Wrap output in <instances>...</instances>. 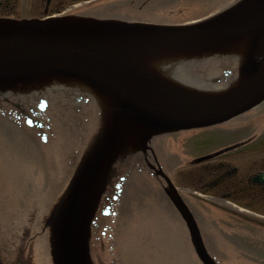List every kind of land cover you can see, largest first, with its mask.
<instances>
[{
	"label": "water",
	"instance_id": "obj_1",
	"mask_svg": "<svg viewBox=\"0 0 264 264\" xmlns=\"http://www.w3.org/2000/svg\"><path fill=\"white\" fill-rule=\"evenodd\" d=\"M219 51L241 59L239 79L219 93L189 90L151 65L164 55ZM211 54L215 58L217 53ZM193 62L184 73L191 82L233 76L236 70L220 62L202 77L198 70L205 61ZM52 80L86 87L103 114L101 134L53 220L56 264H91L89 224L100 180L125 147L145 150L155 134L222 122L264 99V0H240L204 20L173 26L69 17L0 18V90L18 84L38 87ZM95 115L94 106L93 121ZM98 129L95 121L93 133ZM157 173L168 184L166 192L189 229L198 258L215 264L192 214L164 173Z\"/></svg>",
	"mask_w": 264,
	"mask_h": 264
},
{
	"label": "rangeland",
	"instance_id": "obj_2",
	"mask_svg": "<svg viewBox=\"0 0 264 264\" xmlns=\"http://www.w3.org/2000/svg\"><path fill=\"white\" fill-rule=\"evenodd\" d=\"M211 1L175 0L163 4L162 7H168L165 10L158 3L138 11L153 19L184 22L219 10L234 0H215V6L211 5ZM38 91L22 96L26 98L21 100L23 110L15 109L6 101L0 102L1 260L23 245L27 226H20L27 223L26 219L30 220V212L35 214V218H31L35 226H38L36 223L39 219L40 222L44 221L52 201L64 190L68 180L66 176H69L71 167L75 165L80 148L86 146L87 150L97 134L93 133L94 105L88 94L56 83ZM41 100L45 104L44 108L39 109ZM27 106L35 108L36 114L27 111ZM27 119L30 124H27ZM228 132L211 128L191 135L184 133L179 137L182 136L184 147L190 152H182L181 142L164 151L165 154L175 153L170 162L177 159L173 165L178 166L171 168L174 182L187 197L192 194L199 199L188 197L190 201L192 199L204 237L214 254L221 261L227 257L234 260L229 256L231 253L241 254L244 258L252 255L253 261L264 264V233L260 232L264 227L244 220L251 218L247 216H252L250 213H256L260 214L256 219L264 222L261 217L264 216V206L255 207L256 211L253 212L241 213L235 205L230 206L226 199L194 190L198 183L193 182L189 175L187 163L195 151H206L212 146L224 144V141L231 138ZM182 166V169H178ZM32 174L39 177H32ZM139 175V170L133 168L129 172L130 177L125 178L127 198L119 202L118 208L116 203L114 208L118 211L117 217L99 215L93 242L99 239L94 243V253L97 256L103 255L104 261L110 259L119 264H199L186 229L176 220L165 219V213L158 210L156 194L145 192L151 185ZM237 198L236 204L248 203L247 199ZM40 203L47 208L42 209ZM256 205L260 206L258 203ZM14 221L16 225L11 233L8 229ZM29 229L33 230V226ZM40 239L44 245L37 264H51L46 257L47 232ZM227 239L236 243V249Z\"/></svg>",
	"mask_w": 264,
	"mask_h": 264
},
{
	"label": "flooded vegetation",
	"instance_id": "obj_3",
	"mask_svg": "<svg viewBox=\"0 0 264 264\" xmlns=\"http://www.w3.org/2000/svg\"><path fill=\"white\" fill-rule=\"evenodd\" d=\"M69 1L77 0H0V17L53 15L61 13ZM238 118V126L245 131L252 130L253 134V138L239 139L232 144L235 148L230 151L236 152L241 166H232L238 164V160L226 159L229 151L192 165L191 173L208 192L225 197L251 195L253 200L261 201L264 199V102ZM257 175L259 178L255 179Z\"/></svg>",
	"mask_w": 264,
	"mask_h": 264
},
{
	"label": "trees",
	"instance_id": "obj_4",
	"mask_svg": "<svg viewBox=\"0 0 264 264\" xmlns=\"http://www.w3.org/2000/svg\"><path fill=\"white\" fill-rule=\"evenodd\" d=\"M3 121H5V120H3ZM129 157L133 158L134 155L131 154V155L126 156L125 158L123 157L119 161L120 163L117 164V167H116L117 168L116 169V171H117V174L116 175L121 176L122 174H124V172H126V170H127L126 167L132 162V159L129 158ZM110 181L108 182L107 187H108V189L110 188L112 190L116 186V184L118 183L119 179L118 178H114L113 181H111V183H110ZM109 183H110V185H109ZM97 257L99 258V256H97Z\"/></svg>",
	"mask_w": 264,
	"mask_h": 264
}]
</instances>
